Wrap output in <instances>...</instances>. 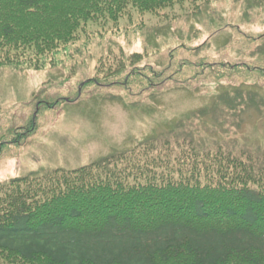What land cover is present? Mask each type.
Returning <instances> with one entry per match:
<instances>
[{"label":"rangeland","instance_id":"rangeland-1","mask_svg":"<svg viewBox=\"0 0 264 264\" xmlns=\"http://www.w3.org/2000/svg\"><path fill=\"white\" fill-rule=\"evenodd\" d=\"M68 51L71 57L59 55L44 70L0 66V182L96 163L98 172L133 183L144 180L145 167L158 171L155 165L190 148L264 167V0L187 1L154 15L132 13L114 26L90 27ZM133 53L151 70L169 58L173 66L190 60L199 67L184 68V82L144 88L125 83V73L107 76L122 58L129 70ZM55 100L25 136L38 102Z\"/></svg>","mask_w":264,"mask_h":264},{"label":"trees","instance_id":"trees-1","mask_svg":"<svg viewBox=\"0 0 264 264\" xmlns=\"http://www.w3.org/2000/svg\"><path fill=\"white\" fill-rule=\"evenodd\" d=\"M187 1L199 0H0V66L54 67L90 27ZM142 57L131 54L129 70L122 58L107 76L125 73V83L144 88L184 82V68L199 67L190 60L173 66L169 58L151 70ZM60 102H38L25 136L41 109ZM189 151L162 160L158 171L145 167L144 180L133 183L98 172L96 163L0 182V264H264V167L221 151L210 159Z\"/></svg>","mask_w":264,"mask_h":264}]
</instances>
